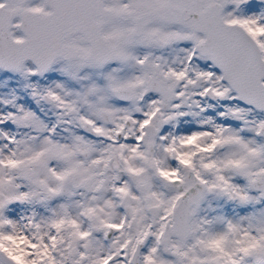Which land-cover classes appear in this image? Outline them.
<instances>
[{
    "label": "snow or ice",
    "instance_id": "snow-or-ice-1",
    "mask_svg": "<svg viewBox=\"0 0 264 264\" xmlns=\"http://www.w3.org/2000/svg\"><path fill=\"white\" fill-rule=\"evenodd\" d=\"M0 264H264V0H0Z\"/></svg>",
    "mask_w": 264,
    "mask_h": 264
}]
</instances>
